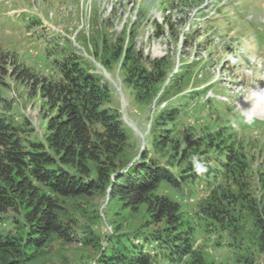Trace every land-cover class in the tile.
<instances>
[{
    "label": "rangeland",
    "instance_id": "1",
    "mask_svg": "<svg viewBox=\"0 0 264 264\" xmlns=\"http://www.w3.org/2000/svg\"><path fill=\"white\" fill-rule=\"evenodd\" d=\"M121 46L135 57L140 55L142 63L148 58L159 61L153 73L157 83L142 101L134 100L132 86L124 79ZM70 52L109 84V107L119 112L128 132L130 163L148 142L151 146L158 131L181 135L185 144L198 146L193 153L208 151L207 139L201 136L211 134L209 145L214 149L206 154H223L230 143L239 158L248 161L247 177L242 180L246 196L241 202L246 205L254 199L251 206L257 204L259 176L264 172V116L251 126L233 127L232 122L240 120L237 102L246 106L241 95L249 85L259 81L264 86V0H0V61L7 71L0 84V113L21 126L24 137L43 140V102L31 80L20 81L12 70L27 68L35 77H49L56 73L54 61ZM102 57L106 65L97 61ZM166 85L171 88L164 99ZM181 96L175 126L156 124L158 110H172ZM202 160L208 171L214 170L211 158ZM214 180L204 174L173 194L182 203L186 220L197 228L192 252L173 263L155 264L264 262L261 255L248 263L232 247L234 241L249 243L255 234V215L245 206L233 212L234 218H240L234 237L229 231L237 226L229 229L201 213L198 204L207 199ZM110 201L107 189L92 197L65 199V215L74 220L71 235L76 240L52 238L34 264H95L107 237L150 229L145 226L143 207L133 214ZM12 227L7 218L0 223L2 230ZM88 235L96 238V247L81 242Z\"/></svg>",
    "mask_w": 264,
    "mask_h": 264
},
{
    "label": "trees",
    "instance_id": "2",
    "mask_svg": "<svg viewBox=\"0 0 264 264\" xmlns=\"http://www.w3.org/2000/svg\"><path fill=\"white\" fill-rule=\"evenodd\" d=\"M118 55L134 100L148 98L157 83L153 73L159 61L148 58L142 63V57H135L127 46H121ZM97 61L106 65L103 57ZM54 67L56 73L41 78L27 68L12 70V76L15 74L20 81L31 80L43 102V140L24 137L22 127L0 113V223L7 218L13 225L8 231L0 229V264H34L52 238L76 240L71 235L74 220L66 217L64 200L92 197L106 189L109 200L129 213L143 207L145 226L150 229L107 237L95 264L173 263L190 254L197 228L186 220L182 203L173 194L201 176L191 164L192 150L198 146L189 141L185 144L181 135L172 137V130L158 131L152 136L151 146L148 142V147L130 163L128 132L119 112L109 107V84L89 72L75 52L56 59ZM6 74L5 64L0 61V84ZM162 77L159 75V79ZM169 88H164V99ZM181 98L184 97L169 101L174 106L172 110H158L156 124L175 126ZM201 137H206L208 151L214 149L213 144L209 145L211 134ZM223 150V154L211 155L204 150L195 152L215 164L214 170L205 173L207 178H215V184L207 199L198 205L206 218L224 223L229 229L239 223L240 218L233 215L237 206H245L255 215V234L249 243H232L239 258L253 263L264 255V172L259 176L261 195L257 204L251 206L254 199H250L244 205L241 200L246 196V184L242 180L247 177L248 161L239 158L233 144ZM239 228L229 234L234 237ZM81 242L93 247L98 244L92 235L83 236Z\"/></svg>",
    "mask_w": 264,
    "mask_h": 264
},
{
    "label": "clouds",
    "instance_id": "3",
    "mask_svg": "<svg viewBox=\"0 0 264 264\" xmlns=\"http://www.w3.org/2000/svg\"><path fill=\"white\" fill-rule=\"evenodd\" d=\"M241 97L243 98V104L246 106H242L241 103L237 102L240 120H234L232 122L233 127H239L241 123L251 126L264 116V86L259 81H254L249 85L247 93L241 95ZM191 164L198 175L203 176L208 172L207 163L198 154L194 153L192 155Z\"/></svg>",
    "mask_w": 264,
    "mask_h": 264
},
{
    "label": "water",
    "instance_id": "4",
    "mask_svg": "<svg viewBox=\"0 0 264 264\" xmlns=\"http://www.w3.org/2000/svg\"><path fill=\"white\" fill-rule=\"evenodd\" d=\"M98 65H100L99 63H97ZM106 74V73H105ZM107 75V74H106Z\"/></svg>",
    "mask_w": 264,
    "mask_h": 264
}]
</instances>
